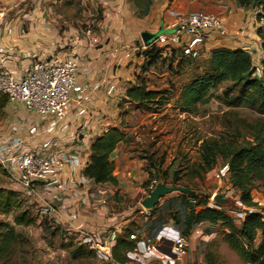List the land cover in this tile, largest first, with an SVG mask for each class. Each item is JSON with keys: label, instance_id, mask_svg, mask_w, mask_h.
I'll return each mask as SVG.
<instances>
[{"label": "crops", "instance_id": "obj_1", "mask_svg": "<svg viewBox=\"0 0 264 264\" xmlns=\"http://www.w3.org/2000/svg\"><path fill=\"white\" fill-rule=\"evenodd\" d=\"M98 4L99 8L94 12L100 17L93 21L98 44L86 49L81 30L70 26L62 29L57 23L61 18L56 15L53 19L54 14L50 17L42 4L32 5L26 14L15 15L9 7L13 1L0 3L9 11L0 18V69L21 78L35 60H66L80 56L77 83L88 98L81 106L85 111L83 114H79V108L71 107L60 121L41 119L26 113L18 105L4 104L0 114V147L9 148L19 140L23 141L16 149H9L4 154L16 150H40L41 145L49 141L51 146L44 154L60 159L63 168L56 184L33 181L30 189L21 186L18 172L9 175L2 171L0 188L15 192L19 202H23L24 211L30 213L36 208L40 214V209L50 208L51 214L44 215L46 220H51L65 234L76 237V241L86 233L104 243L113 233L117 237L121 235L139 214H143L141 210L135 213L130 208L119 210L117 207L115 210L112 206H118V202L130 200L132 196H137L140 202L155 182L152 180L149 186L143 187L149 174L154 176V173L147 170V160L134 155L126 129L138 118L126 92L141 84V79H136L141 72L146 70L144 74H147L152 69L147 68L146 63L153 51L149 45L154 40L146 46L143 33H159L157 39L164 43L173 30L177 13L205 12L218 16L229 31L225 38L207 36L201 45L206 53L217 48L242 50L258 64L264 54L260 48L261 40L259 42L253 33L261 26L254 20V10L241 9L235 0H148L142 7L135 6L132 0H100ZM165 51L160 50L166 56ZM174 51H180V48ZM117 122L119 125L124 123L119 130L125 135L110 157L117 186L97 185L83 176L89 164L90 146ZM31 128H35L38 135L30 136ZM174 209L182 223L186 215L184 206L176 202ZM10 225H14L12 220ZM155 225L149 231L136 232L139 242L134 251L127 253V264H164L151 258L148 251L157 245L159 236L163 242L172 241L181 229L172 221ZM218 226L208 222L194 226L187 234L190 239L188 255L177 264H205L203 256L220 248L213 244ZM220 250L226 251L227 247L223 244Z\"/></svg>", "mask_w": 264, "mask_h": 264}, {"label": "rangeland", "instance_id": "obj_2", "mask_svg": "<svg viewBox=\"0 0 264 264\" xmlns=\"http://www.w3.org/2000/svg\"><path fill=\"white\" fill-rule=\"evenodd\" d=\"M7 1H13V5L9 7L13 9L15 15L26 14L29 7L32 9V5L42 4L50 17L54 14L53 19L56 15L61 18L57 20V23L62 29L66 30L67 26H70L81 30V35L87 29L96 31V26L93 28L95 25L93 21L100 17L94 12L96 8H99L96 5H100L98 4L100 0H3L0 3L4 4ZM22 4L26 8H23ZM33 9L37 8L33 7ZM8 12L5 5L0 6V18H4ZM255 15L256 11L253 15L254 20L261 26L253 33L259 42L261 40L262 46L264 38L262 32L259 33L258 30L263 25L257 22ZM201 49L200 46L198 57L180 54L179 51L172 49L167 50L166 56L159 54L156 63L150 66L152 69L147 74H144L146 71L144 70L136 77L141 79V84L148 90L158 91L160 94L153 103L147 104L144 108L132 107L134 112L137 111L138 118L132 126L126 128L129 131V144L136 157L151 158L156 167L153 170L154 176L157 173L160 176L165 174L164 178L168 186H183L198 192L199 201L206 202L208 207L222 210L238 226L249 214H260L264 218V179L260 178L252 182L249 188L250 202L242 203L241 192L231 185L225 175L227 167L225 161L218 158L211 169L201 170L200 147L207 141L217 142L220 145L228 144L234 148L260 147L264 151V113L245 104L241 98L240 87L230 82L211 90L204 102L197 105L193 113H184L178 108L180 89L202 75L208 68L210 52L206 53L204 49ZM251 58L257 71L253 77L261 78L258 61ZM119 123L117 122L114 128L122 130L124 123L120 125ZM213 195H222L230 204L216 205ZM184 198L193 201L187 195L169 194L159 200L150 214H145L146 211L140 207L137 196L118 202V206L113 205L112 208L115 210L117 207L119 210L130 208L135 213L139 210L143 212L127 228L139 238L137 231L144 229L149 231L156 226L155 224L162 225L172 221L179 227V223L176 224L172 216L181 221L174 207L176 202L183 205ZM21 205L23 202L20 203L19 210L22 208ZM13 215V213H0V232L4 230L2 225H10ZM29 215L33 218L31 225H13L19 240L6 264L101 263L92 251L78 244L76 237L60 231L51 220H46L45 216L39 214L36 208H33ZM215 225L219 226L216 228L217 238L213 244L220 248L203 256L205 264H246L227 245L224 235L228 232L220 224ZM258 237L257 234L254 238V246L259 243ZM223 244L227 247L226 251L220 250Z\"/></svg>", "mask_w": 264, "mask_h": 264}, {"label": "trees", "instance_id": "obj_3", "mask_svg": "<svg viewBox=\"0 0 264 264\" xmlns=\"http://www.w3.org/2000/svg\"><path fill=\"white\" fill-rule=\"evenodd\" d=\"M228 1V0H216ZM237 5L244 10L256 11L255 19L262 23L263 27L258 30L264 38V0H235ZM137 7L147 5L148 0H132ZM264 54V43L261 46ZM161 52L153 50L148 56L146 66L149 68L156 63ZM171 62H173L171 60ZM259 70L261 78H254L256 69L248 52L217 48L210 52L208 68L206 71L184 85L179 92V109L184 113H193L197 105L202 104L207 94L219 85L230 82L240 87L242 100L245 104L264 113V58L260 61ZM158 91L148 90L143 84L133 86L126 92V97L133 107L144 108L159 96ZM6 99L0 96V108L4 106ZM138 107V108H139ZM125 135L116 128H109L98 136L90 146L89 164L83 171V176L92 180L97 185L110 184L117 186L113 176V163L110 160L112 153L122 142ZM201 170L211 169L218 158L226 162L225 175L229 182L241 192L242 203L249 204V188L256 179H264V151L260 147L234 148L228 144L217 142H205L201 145ZM148 162V171L155 170V164L151 158H145ZM166 176L149 174V180L143 187L150 185L152 180H164ZM188 188V187H187ZM190 189V188H189ZM192 190V189H191ZM186 196V195H184ZM182 198V197H181ZM183 199L182 203L186 211L183 222L172 216L178 224L183 236L194 226L208 222L220 224L228 232L224 235L230 250L236 253L246 264H264V218L260 214H249L238 226L235 221L227 216L222 210L208 207L206 202L199 201V196ZM195 200V202H194ZM20 209L18 196L13 191L0 188V213H13L12 222L15 226H29L33 223L30 213ZM4 230L0 232V263L6 264L8 258L18 243L19 235L13 226L2 225ZM258 234L259 243L253 245L254 238ZM138 238L130 229L125 230L116 238L111 249L112 261L98 264H127L126 255L136 249ZM81 248V247H80ZM91 252V251H90Z\"/></svg>", "mask_w": 264, "mask_h": 264}, {"label": "built area", "instance_id": "obj_4", "mask_svg": "<svg viewBox=\"0 0 264 264\" xmlns=\"http://www.w3.org/2000/svg\"><path fill=\"white\" fill-rule=\"evenodd\" d=\"M94 35L93 29H87L82 33V41L86 49H92L98 44ZM210 35L219 38L229 36L228 29L218 16L205 12L177 13L173 30L163 40L164 43L159 38L154 40L149 47L158 51L180 48L181 54L196 57L199 47ZM80 62V56L66 60L60 58L35 60L21 78H16L10 72L0 69V96L5 97L6 104L18 105L26 113L36 115L41 119L63 120L71 107L79 108V114H83L85 111L81 106L88 98L77 83ZM29 135L33 137L38 135V132L35 128H31ZM22 143L23 141L19 140L9 148L0 147V176L2 171L9 175L14 171L18 172L21 177V186L25 189H30L33 181H44L47 185L56 184L63 163L54 156L44 154L51 143L45 142L40 150H16L8 155L4 154L9 149H16ZM154 185L155 182L151 184L149 190ZM40 214L49 215L51 210L47 207L42 208ZM116 238V233H113L104 243L103 241L99 243L91 234L82 233L77 241L80 246H85L92 251L99 261L108 263L112 261L111 249ZM171 242L172 246L169 248L159 236L157 245L148 249V252L152 254L151 258H157L164 264H175L184 259L190 247L189 237L178 233ZM168 249L174 257L167 254Z\"/></svg>", "mask_w": 264, "mask_h": 264}, {"label": "water", "instance_id": "obj_5", "mask_svg": "<svg viewBox=\"0 0 264 264\" xmlns=\"http://www.w3.org/2000/svg\"><path fill=\"white\" fill-rule=\"evenodd\" d=\"M158 37L159 33L155 35L143 33L142 40L143 43L148 46L151 41L157 39ZM172 193H179L190 197L198 196V192L191 190L187 187L176 185L168 186L164 180H158L156 184L152 187V189L147 191L146 196L139 202V205L144 211L149 212L153 210V208L158 204L160 199ZM213 201L218 206H228L230 204V202L222 195H214ZM166 244L169 248L172 246L171 241H167ZM167 254L174 257L170 254V249L167 250Z\"/></svg>", "mask_w": 264, "mask_h": 264}]
</instances>
